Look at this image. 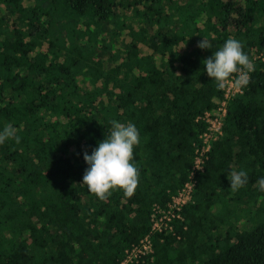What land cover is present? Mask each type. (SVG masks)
<instances>
[{
	"label": "trees",
	"instance_id": "obj_1",
	"mask_svg": "<svg viewBox=\"0 0 264 264\" xmlns=\"http://www.w3.org/2000/svg\"><path fill=\"white\" fill-rule=\"evenodd\" d=\"M239 1L0 0V129L21 137L0 145V264H120L150 234L154 207L189 180L197 119L224 99L203 61L228 38L250 59L264 52V0ZM112 120L139 130V183L99 199L83 185V153ZM209 156L176 234L157 233L142 264H264V63ZM241 169L248 182L232 190Z\"/></svg>",
	"mask_w": 264,
	"mask_h": 264
},
{
	"label": "clouds",
	"instance_id": "obj_2",
	"mask_svg": "<svg viewBox=\"0 0 264 264\" xmlns=\"http://www.w3.org/2000/svg\"><path fill=\"white\" fill-rule=\"evenodd\" d=\"M198 47L204 50L212 45L202 39ZM203 64L207 75L221 89L229 83H233L236 89L246 87L250 82V73L255 69L241 41L234 38H228ZM110 123L111 130L107 137L98 142L90 155L87 151L83 153L88 165L83 175V185L99 199H105L116 189L122 190L126 196H132L139 183V169L134 163V148L140 144L139 130L131 122L112 120ZM17 133L18 129L12 123L6 124L0 129V145L8 140L19 144L21 137ZM228 179L231 189L239 190L248 182V174L243 169L233 170ZM257 184L259 190L264 191V178H260Z\"/></svg>",
	"mask_w": 264,
	"mask_h": 264
},
{
	"label": "built area",
	"instance_id": "obj_3",
	"mask_svg": "<svg viewBox=\"0 0 264 264\" xmlns=\"http://www.w3.org/2000/svg\"><path fill=\"white\" fill-rule=\"evenodd\" d=\"M254 65L258 62L264 63V52L255 55L252 59ZM235 75V74H234ZM251 76V73H250ZM220 91L224 99L219 102V107L214 112H207L200 116L197 122L206 126V130L200 135L196 147L194 167L190 173L189 180L185 186L172 197L168 209L160 206L154 207L152 215V229L150 234L144 237L139 244L132 246L125 252L120 264H142L155 252L154 236L157 233L175 232V221L183 220L181 211L184 206L194 202V193L198 184L197 175L204 172L206 162L212 152L214 143L224 136V122L229 113L232 100L244 94L245 87L236 89L233 83H229Z\"/></svg>",
	"mask_w": 264,
	"mask_h": 264
},
{
	"label": "rangeland",
	"instance_id": "obj_4",
	"mask_svg": "<svg viewBox=\"0 0 264 264\" xmlns=\"http://www.w3.org/2000/svg\"><path fill=\"white\" fill-rule=\"evenodd\" d=\"M237 1H239V0H237ZM239 2H240V1H239ZM120 12H122V13H127L129 19L133 17V15H132V11H131V10H129V11H125V10L122 8V9L120 10ZM5 14H6L5 9H4V8L0 9V17H1V16H4ZM12 20H14V19L12 18ZM12 23H13V21L10 22V25H12ZM109 34H110V32L106 29V30H105V36H107L108 39L110 38ZM116 45L119 46L120 48H124V49H125V44H124V40H123V38H120L119 40H117V41H116ZM193 47H194V45L192 44V45H190L189 49H192ZM99 54H100V57H101L105 62H107V59H108L110 53L107 52L106 50H102V49H100V50H99ZM244 227H246V226H242L243 229H244Z\"/></svg>",
	"mask_w": 264,
	"mask_h": 264
}]
</instances>
